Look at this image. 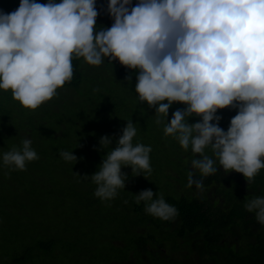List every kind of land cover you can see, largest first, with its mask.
I'll list each match as a JSON object with an SVG mask.
<instances>
[{
  "label": "clouds",
  "instance_id": "obj_1",
  "mask_svg": "<svg viewBox=\"0 0 264 264\" xmlns=\"http://www.w3.org/2000/svg\"><path fill=\"white\" fill-rule=\"evenodd\" d=\"M96 3L19 0L14 11H0V90L10 91L23 109L36 110L71 81L74 58L89 66L116 61L135 71L136 99L155 108L157 123L162 114L164 135L191 151L186 187L203 189V178L215 174L217 164L250 183L264 169V0H107L113 23L99 29ZM174 103L184 108L168 120ZM223 109L236 111L227 130L219 126ZM191 117L199 120L189 124ZM136 125L126 121L114 148L113 137L98 141L105 154L84 177L96 185L94 196L101 201L125 189L129 176L123 168L132 177L151 174V146L133 142ZM59 155L77 162L73 150ZM36 159L31 139L22 138L19 146L0 151V169L23 171ZM133 195L153 217L177 215L151 188ZM244 207L264 226V196L246 200Z\"/></svg>",
  "mask_w": 264,
  "mask_h": 264
},
{
  "label": "trees",
  "instance_id": "obj_2",
  "mask_svg": "<svg viewBox=\"0 0 264 264\" xmlns=\"http://www.w3.org/2000/svg\"><path fill=\"white\" fill-rule=\"evenodd\" d=\"M106 6L107 0H97V29L113 23ZM72 65L71 81L36 110L23 109L10 91L0 90V151L29 138L38 155L23 171L0 169V264H264V226L244 207L264 196V169L247 183L217 164L218 171L203 178V189L186 187L192 153L164 135L162 114L157 123L155 108L138 103L135 71L116 61L89 66L74 58ZM132 102L145 110L142 117L121 114ZM178 108L184 105L174 103L168 120ZM217 114L227 130L236 111ZM127 120L137 123L133 142L151 146L152 171L132 177L123 168L125 189L101 201L84 176L105 154L97 150L100 138L113 137L114 148ZM63 150H73L77 162H65ZM147 188L175 206L177 215L164 221L147 214L133 195Z\"/></svg>",
  "mask_w": 264,
  "mask_h": 264
},
{
  "label": "rangeland",
  "instance_id": "obj_3",
  "mask_svg": "<svg viewBox=\"0 0 264 264\" xmlns=\"http://www.w3.org/2000/svg\"><path fill=\"white\" fill-rule=\"evenodd\" d=\"M40 3H46L47 0H39ZM19 6V0H0V11H3L5 13H9V12H12L14 11L16 8H18ZM107 21H104L102 22V25L103 27H105L107 25ZM106 27H109V26H106ZM87 77H92V72H88L86 74ZM92 78H90L89 80H91ZM91 83H92V80H91ZM89 83V84H91ZM102 88H104V86H101ZM111 88L116 90L117 87L112 84L111 85ZM118 94L122 96V93L118 91ZM133 106H131L129 109H125V107H122L121 109L123 110L122 111V115L125 114L126 115H129V114H135L139 117H142V115H144V109L137 103L135 102H132ZM114 118V115L111 116V120ZM170 173V172H169ZM171 175L172 176H175V173L171 172ZM100 237H97V240H99Z\"/></svg>",
  "mask_w": 264,
  "mask_h": 264
}]
</instances>
